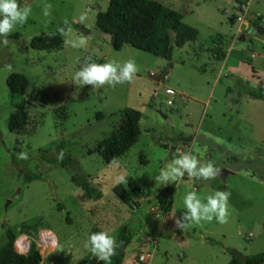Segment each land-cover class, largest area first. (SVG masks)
Wrapping results in <instances>:
<instances>
[{"label":"rangeland","instance_id":"1","mask_svg":"<svg viewBox=\"0 0 264 264\" xmlns=\"http://www.w3.org/2000/svg\"><path fill=\"white\" fill-rule=\"evenodd\" d=\"M156 1L180 11L182 21L198 30L194 41L173 48V65L167 67L166 84L182 93L177 97L159 84L157 56L130 44L115 50L110 36L95 28V15L109 0H28L27 22L15 26L7 46L0 44V247L7 228L17 237L45 227L58 238L45 264H76L93 255L85 243L95 229L116 242L120 233L130 235L123 264H139L141 252L152 254L149 264H226L232 250L245 255L264 250V100L245 92H264V0H249L241 14L239 3L231 11L232 0ZM17 3L25 6V0ZM46 5H51L47 16ZM237 20L240 27L231 24ZM256 23L262 32L250 33ZM80 27L90 31L89 43ZM55 32L61 33V47L28 46L32 37ZM214 35L226 38L224 50L230 46L223 62L213 53ZM128 60L138 68L131 82L95 89L74 83L86 62H114L119 72ZM15 71L28 79L22 95H12L5 82ZM33 87L44 91V99L32 100L25 127L10 131V113L27 101ZM238 91L240 95L230 96ZM127 107L142 113L139 138L113 163H105L90 151L119 125ZM61 141L73 159L65 167L42 157H61ZM21 153L27 159H20ZM185 154L233 173L206 181L190 178L189 183L156 179L166 164ZM26 170L41 177L26 181ZM72 175L88 180L102 197L83 198ZM128 177L141 186L139 193L126 186ZM167 186L172 187L171 207L162 211L157 193ZM218 190L231 193L227 223L214 217L190 223L185 230L176 226L187 211V193L195 192L206 202Z\"/></svg>","mask_w":264,"mask_h":264},{"label":"trees","instance_id":"2","mask_svg":"<svg viewBox=\"0 0 264 264\" xmlns=\"http://www.w3.org/2000/svg\"><path fill=\"white\" fill-rule=\"evenodd\" d=\"M248 0H246V4ZM183 14L173 8L165 7L156 0H109L108 6L104 11H98L95 15L94 25L97 30L110 36V43L113 49L119 50L123 44L150 52L155 56L167 59L169 62L172 57L174 47H181L186 42L196 38L198 30L185 24L182 21ZM67 27V25H63ZM173 31V44L169 45L168 31ZM214 44L213 53L216 58L223 55V41L217 35L211 37ZM63 38L60 32L36 35L29 41V47L37 50H47L61 47ZM247 59V58H246ZM166 66L162 67V71ZM5 82L12 95H22L28 86V79L22 72H11L7 75ZM231 92V90H229ZM245 92L251 97L264 100V92L254 89H247ZM44 91L33 87L29 93L27 101H22L16 105L8 118V128L10 131L18 132L22 130L28 122L27 105L32 100H43ZM142 113L131 107L122 109L119 125L108 135L97 141L90 152H96L105 163H113L122 154H124L139 138L140 128L139 120ZM58 156L48 157L42 155L43 159L50 163L65 167L73 162L70 154L65 152V142L59 143ZM41 175L35 172L25 171L24 179L31 181L39 179ZM72 179L82 189V197L86 199L97 200L102 197L101 190L90 185L88 180H82L76 175ZM126 186L133 194L142 190L141 186L133 177L126 179ZM118 189V188H117ZM116 189V191H117ZM172 187L162 188L157 193V201L162 211H167L171 207ZM126 198V197H124ZM36 228L33 230V232ZM95 232H101L96 231ZM16 235L7 228L6 242L0 247V264H38L40 255L32 246L26 255L18 254L14 250L13 242ZM130 242V235L120 233L116 242L115 255L110 259V264H123L124 248ZM121 246V247H120ZM264 250L246 255L245 261L236 258L231 251V258L226 264H263ZM76 264H108V262L99 260L94 255H85L80 258Z\"/></svg>","mask_w":264,"mask_h":264},{"label":"clouds","instance_id":"3","mask_svg":"<svg viewBox=\"0 0 264 264\" xmlns=\"http://www.w3.org/2000/svg\"><path fill=\"white\" fill-rule=\"evenodd\" d=\"M28 0H25V6L21 7L17 0H0V37H3L0 44L7 46L9 43L8 35L14 30L16 25H23L31 13V8L27 6ZM51 5H46L44 9L45 16L49 15ZM83 19V17H82ZM68 21L65 20V24ZM62 34L64 29L59 30ZM138 68L134 60L126 61L117 71L114 62L105 64L84 63L73 77L74 83L81 86L91 85L93 89L105 84L115 87L117 84L131 82ZM63 152H61V158ZM20 159H27L26 153H21ZM220 169L211 162L201 163L195 156L185 154L176 158L172 163L166 164L161 169L160 175L156 178L162 183L169 181L182 180L185 173L189 178L209 180L214 179ZM231 193L225 191H215L206 197V202H202L195 192H189L184 197V206L187 211L176 220V226L180 229H187L190 223L199 224L201 221L211 222L213 218L219 223H227L228 220V200ZM85 247L89 248L94 256L99 260L108 262L115 255L117 247L115 239L106 231L92 233Z\"/></svg>","mask_w":264,"mask_h":264},{"label":"built area","instance_id":"4","mask_svg":"<svg viewBox=\"0 0 264 264\" xmlns=\"http://www.w3.org/2000/svg\"><path fill=\"white\" fill-rule=\"evenodd\" d=\"M234 1H236V3H239L241 5L240 6L241 11L242 9L245 8L246 0H234ZM238 19L240 20L241 17L239 16ZM150 74L154 75L155 72L151 71ZM159 74L161 77L159 82L161 84H164L167 79V75L165 73H162L161 71L159 72ZM165 91L171 94L172 96L176 97L175 92L171 88L165 87ZM166 102L167 104L171 105L172 99H168ZM57 245H58V238L56 234L52 230L45 227L38 228L31 234H19L14 239L13 242L14 250L21 255H26L29 252L30 248L34 246V248L38 251L40 255V260L38 264H45L46 258L49 256L51 252H53V250L56 249ZM151 257H152L151 253L141 252L137 255V262L139 264H149Z\"/></svg>","mask_w":264,"mask_h":264},{"label":"crops","instance_id":"5","mask_svg":"<svg viewBox=\"0 0 264 264\" xmlns=\"http://www.w3.org/2000/svg\"><path fill=\"white\" fill-rule=\"evenodd\" d=\"M233 2H232V5H231V11H233L234 12V8H232L233 7V5L236 3V2H234V0H232ZM248 6V5H247ZM244 9H242V11H243ZM233 12L230 14V16L229 17H231L232 16V14H233ZM237 13L238 14H241V10H240V8H238L237 9ZM236 13V14H237ZM242 22V21H241ZM235 23H237V27H240V23L238 22V20H237V22H234V23H231L232 25H235ZM255 25H259V24H255ZM219 35V34H218ZM240 37V36H239ZM222 38V41H223V44H222V46L224 47V45H226V38H224V37H221ZM195 40V39H194ZM194 40H192V41H194ZM187 43H189V41L188 42H186L185 44H187ZM184 44V45H185ZM183 45V46H184ZM183 46H181V47H183ZM212 47H214V44H213V46ZM180 48V47H179ZM223 50H224V48H223ZM226 51V55L224 56V52ZM173 52V51H172ZM224 52H223V55H222V57L219 59V58H217L218 60H220V62H223L224 60H225V58L229 55V53H230V46H229V49H227V48H225V50H224ZM224 56V57H223ZM171 59H172V57H171ZM171 61V60H170ZM167 62V64H166V69L165 70H163L162 71V67H164V66H162V63H163V58H161V57H159V56H157V59H156V63H157V65H158V63H159V66H157V68H158V71L160 70L162 73H165L166 75H167V79H166V81H165V83L164 84H161L160 82H159V84L160 85H164L165 87H168V88H171L174 92H175V94H176V97L177 96H180V95H182V93H180V92H178V91H176V90H174V88H172V87H170V86H168L167 84H166V82L168 81V76H169V74H170V71H169V69H167V67H170V66H172L173 65V62ZM169 63H170V65H169ZM221 70L222 69H220V71L218 72V73H221ZM156 72V71H155ZM164 92L165 93H167L166 91H165V89H164ZM167 94H169V93H167ZM168 99H171V98H168ZM167 99V100H168ZM173 101V100H172ZM210 133H212V132H209V136L208 135H204L205 136V138H208V137H210ZM220 168V167H219ZM183 179H184V181H183V183H189V182H191V180H190V178L189 177H187V175L185 176V177H183ZM193 179V178H192ZM193 180H196V179H193ZM51 254V253H50ZM49 254V255H50Z\"/></svg>","mask_w":264,"mask_h":264},{"label":"water","instance_id":"6","mask_svg":"<svg viewBox=\"0 0 264 264\" xmlns=\"http://www.w3.org/2000/svg\"><path fill=\"white\" fill-rule=\"evenodd\" d=\"M251 27H252V29L250 30V33H253L254 34V33H256V31L262 32L261 26H257L255 24H251ZM80 30L83 31L84 33H86L88 35L87 41L89 43V41L91 39L90 31L87 28H85V27H80ZM168 35H169V45H172L173 44V38H174L173 37V31L172 30H169L168 31ZM238 40L239 41H242V40H244V37L243 36H240L238 38ZM88 50H89V44L86 46V51H87L86 52V56L88 55ZM167 62H168L167 59L163 58L162 66H166ZM169 65H170V63H169ZM238 95H240V91H238L236 94H230V96H238ZM162 116L165 117V118H167V115H165V114H162ZM219 169L221 171H220V173L217 176H219L221 178H224L226 175L233 173L231 170H229L227 168H219ZM232 252H233V254H234V256L236 258H238L241 261H245V259H246V255L245 254H243V253H241L239 251H236V250H232Z\"/></svg>","mask_w":264,"mask_h":264}]
</instances>
